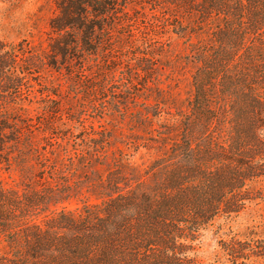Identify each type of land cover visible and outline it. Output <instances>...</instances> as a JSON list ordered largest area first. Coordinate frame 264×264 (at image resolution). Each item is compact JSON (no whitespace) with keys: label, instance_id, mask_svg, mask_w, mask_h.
Instances as JSON below:
<instances>
[{"label":"trees","instance_id":"16d2710c","mask_svg":"<svg viewBox=\"0 0 264 264\" xmlns=\"http://www.w3.org/2000/svg\"><path fill=\"white\" fill-rule=\"evenodd\" d=\"M52 8L48 62L55 67L115 56L118 43L134 47L123 80L114 73L109 89L125 86L116 110L142 122L153 159L128 171L122 153L105 176L81 169L77 176V164L88 167L84 152L69 148L77 144L71 130L20 112L33 101L43 54L26 40L0 38V157L24 180L19 187L0 177V264H201L194 251L203 232L264 198V0H53ZM174 35L185 44L174 61L194 68L187 107L163 109L158 100L130 112L168 66L152 46L171 57L164 45ZM39 84L45 108L63 120L56 93ZM36 128L50 136L35 140ZM94 147L96 159L108 155ZM219 245L228 261L210 264L264 259V236L253 230Z\"/></svg>","mask_w":264,"mask_h":264},{"label":"rangeland","instance_id":"374dc122","mask_svg":"<svg viewBox=\"0 0 264 264\" xmlns=\"http://www.w3.org/2000/svg\"><path fill=\"white\" fill-rule=\"evenodd\" d=\"M52 4L53 0H0V38L9 42L21 40L31 42L35 50L43 54L46 62L39 67V72L35 74L37 79L33 80L35 89V93L32 95L33 101L23 102V109L20 112H24L25 116L32 117L34 122L40 120L48 123L51 121L52 127L57 126L59 129L71 130V141L72 143L77 142V144L70 145L69 148L78 147L80 151L84 152L82 154H85V157L82 161L87 162L84 166L88 167L85 171L81 168L82 164H77V176L81 175L79 174L80 169L85 174L90 172L95 176H105L116 157L122 153L125 160L130 161V166L127 165L125 169L128 171L135 169L140 172L153 159V153L144 146L149 135L145 132L142 122L138 123L133 116L129 114L128 117L123 116L116 110L120 101H123L121 93L125 86L122 85V82H117L118 89H112V87L109 89L110 79L113 78L114 73H116L117 79L123 80L122 71L126 68L127 59L134 57V47L131 48V44H129L122 48L126 44V39H123L125 44L118 43L119 49L123 50L115 53V56L114 53H108L107 57L90 54L86 61L73 57L68 59V63H59L58 66H53L48 62L50 43L53 42L51 37L56 36L51 32L49 26L50 17L54 12ZM134 6L141 13L143 12L139 4ZM122 37L126 38L124 35ZM142 39L141 37L138 42H133V45L145 42ZM165 42L164 46L168 45L167 47L172 49L171 57H169V52L163 53L164 50L160 51L159 48L152 46L155 51L163 55L159 57L161 62L168 65L163 69L160 66L158 68L161 69L160 74L157 73L158 78L156 76L159 83L155 86L158 88L146 90L142 97H138L137 101L130 103V112L143 109L158 100L162 102L163 109H168L166 107L170 106L175 111L177 107H187V102L193 93L191 74L194 68L191 64L174 61L177 57L184 56L183 38L174 35L170 40L167 38ZM155 45L158 46V43ZM130 61L135 62V59ZM97 62L104 65L98 66L95 64ZM172 66H176V68H172ZM39 83L56 93L51 92V97L58 101V105L65 115L63 120H60L59 114L50 113L49 109L45 108V103L40 100L38 92L41 87ZM105 84L106 90L102 88V85ZM152 86L154 85L152 84ZM111 90L117 92L113 93ZM143 92V90L139 91V93ZM49 104L56 105L51 101ZM67 115L74 117V120H66ZM164 116L166 115L163 114L161 118ZM66 121L65 127L62 122ZM44 136L48 137L50 134L43 132L41 128H36L33 133L35 140L40 142H44L42 140ZM91 138L96 139V143L91 142ZM135 140L142 143L137 152L134 150L135 143L130 142H136ZM98 143L104 146L103 150L108 153L102 159L95 158L96 147L94 146ZM89 145L90 147H88ZM86 146L87 150H85ZM88 151L91 155L87 153ZM55 154L57 155L56 152ZM76 159H78L77 156ZM0 177L10 185L19 187L24 185V180L20 177L17 168L9 167L1 157ZM258 186L264 187V180L259 181ZM80 205L76 200H72L70 206ZM251 230L264 236V198L249 203L237 214L219 216L196 242L194 256L201 264H210L216 260L227 262L228 260L220 248L219 240L233 235L243 236ZM249 264H264V259H258L255 263Z\"/></svg>","mask_w":264,"mask_h":264}]
</instances>
